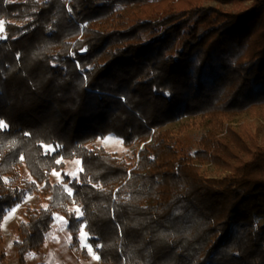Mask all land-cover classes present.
I'll list each match as a JSON object with an SVG mask.
<instances>
[{"label":"trees","instance_id":"trees-1","mask_svg":"<svg viewBox=\"0 0 264 264\" xmlns=\"http://www.w3.org/2000/svg\"><path fill=\"white\" fill-rule=\"evenodd\" d=\"M203 1L0 0V224L36 196L18 264L55 213L101 264H264V147L232 124L264 107V0Z\"/></svg>","mask_w":264,"mask_h":264},{"label":"rangeland","instance_id":"rangeland-1","mask_svg":"<svg viewBox=\"0 0 264 264\" xmlns=\"http://www.w3.org/2000/svg\"><path fill=\"white\" fill-rule=\"evenodd\" d=\"M204 7L223 8L227 10L230 5H222L215 1L205 0L201 3ZM246 6L250 2L245 3ZM4 38V24L0 22V39ZM188 123L190 121L182 119L177 123L171 124L170 129L176 131L180 124ZM234 126L247 124L251 133L256 135L257 142L264 147V107L257 110L256 114L251 116L248 113H242L237 116L232 122ZM199 136V130L188 129L183 133L182 140L186 151L191 153L195 151L196 141ZM108 152L116 153L122 157L128 155L131 149L123 147L121 140L114 135H108L103 140L98 142ZM196 164V163H195ZM79 164L71 162L66 165V172L68 174L76 173ZM201 172L208 178L221 177L223 173L210 164L200 165ZM53 181H60V174L52 173ZM66 189V187H65ZM36 205V196L27 195L21 204H18L8 210L0 224V252L5 255L2 264H18L16 251L13 247V242L17 239L18 226L23 219L25 210L34 208ZM82 229V228H81ZM80 249H84L88 256L82 255V250L72 249L70 247V237L65 228L64 218L61 214H54V224L47 235L44 248L40 252L32 253L29 257V264H101L97 255L93 252L90 245L87 243V235L83 230L80 233Z\"/></svg>","mask_w":264,"mask_h":264}]
</instances>
